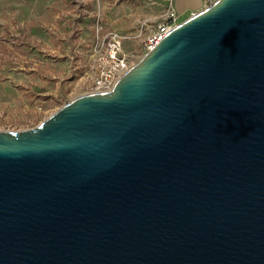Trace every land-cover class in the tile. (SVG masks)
Wrapping results in <instances>:
<instances>
[{"label": "water", "instance_id": "1", "mask_svg": "<svg viewBox=\"0 0 264 264\" xmlns=\"http://www.w3.org/2000/svg\"><path fill=\"white\" fill-rule=\"evenodd\" d=\"M0 264H264V0H214L109 91L0 131Z\"/></svg>", "mask_w": 264, "mask_h": 264}, {"label": "rangeland", "instance_id": "2", "mask_svg": "<svg viewBox=\"0 0 264 264\" xmlns=\"http://www.w3.org/2000/svg\"><path fill=\"white\" fill-rule=\"evenodd\" d=\"M169 2L160 11L151 0H0V131L35 127L90 91L112 33L140 55ZM177 13L181 22L194 12Z\"/></svg>", "mask_w": 264, "mask_h": 264}, {"label": "built area", "instance_id": "3", "mask_svg": "<svg viewBox=\"0 0 264 264\" xmlns=\"http://www.w3.org/2000/svg\"><path fill=\"white\" fill-rule=\"evenodd\" d=\"M210 3L212 2L210 1L207 5ZM179 23L177 10L173 3L169 2L161 14V20L149 26V34L142 43L140 48L142 53L140 55L137 52L135 55L126 54L122 49L119 36L117 33H112L108 38L101 58L103 67L93 78L92 87L86 93L109 91L129 67L136 63L146 51L151 49L168 31Z\"/></svg>", "mask_w": 264, "mask_h": 264}, {"label": "crops", "instance_id": "4", "mask_svg": "<svg viewBox=\"0 0 264 264\" xmlns=\"http://www.w3.org/2000/svg\"><path fill=\"white\" fill-rule=\"evenodd\" d=\"M157 7H160V11L164 8L166 0H151ZM172 1L179 13L183 12H196L203 5L204 0H168ZM147 3V2H146ZM145 3V4H146ZM137 7V6H136ZM140 7V6H138ZM142 8V7H141ZM146 8V7H145Z\"/></svg>", "mask_w": 264, "mask_h": 264}]
</instances>
